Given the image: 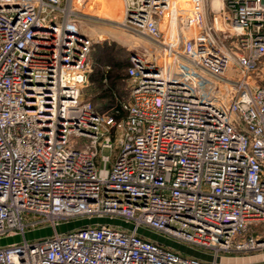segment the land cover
<instances>
[{
    "label": "built area",
    "instance_id": "2783aa9c",
    "mask_svg": "<svg viewBox=\"0 0 264 264\" xmlns=\"http://www.w3.org/2000/svg\"><path fill=\"white\" fill-rule=\"evenodd\" d=\"M72 1L0 0V239L91 218L133 229L6 244L0 264L264 254V0H121L117 24L151 50L130 56L128 100L105 111L81 96L91 42Z\"/></svg>",
    "mask_w": 264,
    "mask_h": 264
},
{
    "label": "rangeland",
    "instance_id": "374dc122",
    "mask_svg": "<svg viewBox=\"0 0 264 264\" xmlns=\"http://www.w3.org/2000/svg\"><path fill=\"white\" fill-rule=\"evenodd\" d=\"M72 7V17L77 21L80 32L91 42L88 57V67L90 65L91 69L103 67L112 72V76L116 73L125 76L124 70L129 66L130 56L136 52L151 50L150 44L144 38L117 24L122 15L121 0H73ZM120 61L126 62L122 69L116 68V63ZM129 89L127 77L124 82H117L114 91L120 102L128 100ZM81 96L97 108H101L104 100L97 93L96 84L90 81L82 87ZM109 153V149L102 150L104 155Z\"/></svg>",
    "mask_w": 264,
    "mask_h": 264
},
{
    "label": "water",
    "instance_id": "95a60500",
    "mask_svg": "<svg viewBox=\"0 0 264 264\" xmlns=\"http://www.w3.org/2000/svg\"><path fill=\"white\" fill-rule=\"evenodd\" d=\"M111 224V225H118L127 229H133V225L127 224L121 220L117 219H108V218H91V219H79L74 221H69L66 223H61L56 225L55 227L51 226H45L41 227L32 231L25 232L22 235H14L9 237H4L0 239V246L20 242L22 240H34L38 238H43L50 236L54 233H65L67 231H70L75 228L82 227L84 225L89 224ZM136 232L139 234H142L152 240L157 241L158 243H161L163 245L172 247L180 252H183L188 255H193L202 259L206 260H212L213 257L211 255L199 252L197 250H193L191 248H188L187 246H184L182 244H178L174 241L168 240L158 234H155L149 230L143 229V228H137ZM216 261L224 264H252L253 262H261L264 261V254H258V255H252V256H244V257H217Z\"/></svg>",
    "mask_w": 264,
    "mask_h": 264
},
{
    "label": "trees",
    "instance_id": "16d2710c",
    "mask_svg": "<svg viewBox=\"0 0 264 264\" xmlns=\"http://www.w3.org/2000/svg\"><path fill=\"white\" fill-rule=\"evenodd\" d=\"M89 57V56H88ZM126 62L125 61H120L116 63V68L122 69L125 66ZM88 74L87 78L88 81L96 84L97 86V93L100 94L101 98L104 99L102 102L101 110L105 111L110 109L111 107H115L116 109L120 108L118 98L116 97L115 94V86L118 81H125L127 74L126 70H124V75L121 76L120 73H116V75L112 76V72L105 70V68H96L94 69L90 68V65L88 67ZM113 77V78H111ZM118 100V101H117Z\"/></svg>",
    "mask_w": 264,
    "mask_h": 264
},
{
    "label": "bare ground",
    "instance_id": "6f19581e",
    "mask_svg": "<svg viewBox=\"0 0 264 264\" xmlns=\"http://www.w3.org/2000/svg\"><path fill=\"white\" fill-rule=\"evenodd\" d=\"M212 4H213L214 7H216V6L218 5L217 0H213V1H212Z\"/></svg>",
    "mask_w": 264,
    "mask_h": 264
}]
</instances>
